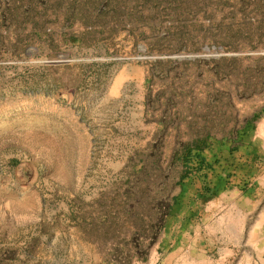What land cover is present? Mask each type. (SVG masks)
<instances>
[{
  "label": "rangeland",
  "instance_id": "rangeland-1",
  "mask_svg": "<svg viewBox=\"0 0 264 264\" xmlns=\"http://www.w3.org/2000/svg\"><path fill=\"white\" fill-rule=\"evenodd\" d=\"M195 145L264 174V0H0V264H149Z\"/></svg>",
  "mask_w": 264,
  "mask_h": 264
},
{
  "label": "crops",
  "instance_id": "crops-1",
  "mask_svg": "<svg viewBox=\"0 0 264 264\" xmlns=\"http://www.w3.org/2000/svg\"><path fill=\"white\" fill-rule=\"evenodd\" d=\"M149 264H264V174L205 202L181 194Z\"/></svg>",
  "mask_w": 264,
  "mask_h": 264
},
{
  "label": "trees",
  "instance_id": "trees-1",
  "mask_svg": "<svg viewBox=\"0 0 264 264\" xmlns=\"http://www.w3.org/2000/svg\"><path fill=\"white\" fill-rule=\"evenodd\" d=\"M257 118H258L257 115H252L249 118H246L244 120V126L242 127V129L244 131L250 130L251 126L253 125V123L255 122ZM201 149H202L201 147H198L195 145V147H193L192 149L194 151L192 153L191 152L189 153L187 158L194 157L193 158L194 165L189 169L187 176L181 179L183 180L182 181L183 185H182L179 197L177 201L175 202V204L171 207V210L169 211V214H167L166 218L170 216V212L172 211V208L174 209V207L177 205L181 194H183L184 192H187L189 189L192 190V197L194 198V200L205 202L209 198L215 196L218 192L224 190L227 187H230V186L222 187L221 184L224 182V180L221 181L222 183L220 181L219 183L218 182L212 183L211 181L207 180V178H204V182L201 184L202 185L201 188L194 187L195 180H193V178H195V176L198 173H205L206 175V172L208 171L211 172L212 170L211 163H207V161L204 159V157L202 156L203 150ZM234 151H236L235 148L228 149L229 155H232ZM225 181L228 182L227 180Z\"/></svg>",
  "mask_w": 264,
  "mask_h": 264
}]
</instances>
